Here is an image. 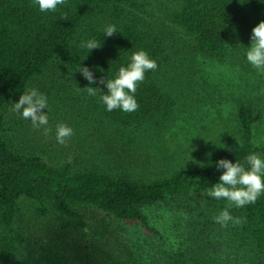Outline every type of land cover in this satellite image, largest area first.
<instances>
[{
	"label": "trees",
	"instance_id": "obj_1",
	"mask_svg": "<svg viewBox=\"0 0 264 264\" xmlns=\"http://www.w3.org/2000/svg\"><path fill=\"white\" fill-rule=\"evenodd\" d=\"M156 1L153 6L149 0H64L56 11L41 12L33 0H0V264H134L95 236L96 250L86 259L57 247L82 237L89 209L154 232L144 208L157 203L185 217V244L165 264H264V193L241 208L207 195L223 171L218 160L244 164L251 153L264 159V146L251 141L258 118L252 106L237 105L235 139L196 165L181 166L154 153L163 149V134L177 118L204 103L190 78L195 57L224 61L240 53L239 44L249 45L251 29L264 20V0ZM108 25L118 31L111 37L104 35ZM90 39L101 46L82 47ZM139 50L157 68L137 85L138 109L107 111L100 101L107 90L89 85L78 65L97 79L114 78ZM45 82L68 94L86 121L115 132L159 168L146 172L138 162L115 165L99 157L48 162L42 149L23 145L19 120L9 119V104L30 88L45 94L39 86ZM88 86L102 91L89 96ZM224 209L241 222L216 223ZM35 220L48 225L39 237L30 233ZM40 235L51 241L44 243Z\"/></svg>",
	"mask_w": 264,
	"mask_h": 264
},
{
	"label": "rangeland",
	"instance_id": "obj_2",
	"mask_svg": "<svg viewBox=\"0 0 264 264\" xmlns=\"http://www.w3.org/2000/svg\"><path fill=\"white\" fill-rule=\"evenodd\" d=\"M149 1L153 6L157 5L156 0ZM164 23L167 26L165 19ZM156 25L159 28L160 24ZM248 46L239 44L240 53L230 54L224 61L201 55L195 57L190 78L194 95L204 103L196 104L191 111L177 118L163 134V149L154 153L181 166L200 163L213 148L235 139L238 127L236 109L241 102L251 105L254 114L258 115L251 127L252 144L264 146V73L258 72L247 61L245 48ZM42 85L47 89L48 108L44 111L48 115L47 127L51 132L45 134L43 127L33 128L30 120L14 112L11 104L17 101L9 104V119L19 120L23 145L42 149L48 162L99 157L115 165L138 162L146 172L159 168L156 162L144 161V152L136 153L133 148L127 147L128 144L121 143L114 136L115 132L86 121L84 114L72 106L69 95H65L57 85L51 82L39 84ZM58 102L61 110L58 109ZM58 123L73 129L74 134L66 145L56 141L55 127ZM144 213L154 232L147 231L137 222L119 221L102 211L89 209L82 237H76L75 242L67 241L64 248H57L74 258L86 259L92 249L96 250L95 246H91L95 236L100 238L105 248L115 250L117 256L131 258L134 264H165L185 244V217L159 203L146 206ZM44 223L43 220L33 221L31 235L39 237ZM40 237L46 244L51 241L45 235Z\"/></svg>",
	"mask_w": 264,
	"mask_h": 264
},
{
	"label": "clouds",
	"instance_id": "obj_3",
	"mask_svg": "<svg viewBox=\"0 0 264 264\" xmlns=\"http://www.w3.org/2000/svg\"><path fill=\"white\" fill-rule=\"evenodd\" d=\"M35 6L41 12H54L64 0H33ZM66 19V18H65ZM117 31L115 25H108L104 29V35L111 37ZM100 42L90 39L82 44L89 51L98 49ZM245 48V47H244ZM246 59L258 72L264 73V20L259 21L252 29L250 44L245 48ZM85 59L82 58L81 60ZM156 61L149 57L148 53L139 50L131 54L127 66L118 69L114 78L101 77L97 79L87 66L78 65V72L88 81L89 85L100 84L106 89V94L100 96V101L106 106L107 111L120 109L131 113L138 109V103L134 98L137 85L145 79L147 71H155ZM103 89V90H104ZM78 92L81 90L77 86ZM89 96L97 95L102 91L98 87H86ZM12 109L23 119L30 120L33 128H44L45 134L51 132L48 125V115L44 111L48 108L47 96L35 88L23 92L17 102L12 103ZM56 141L66 145L68 139L74 134L73 129L64 123H58L55 127ZM231 151V149H228ZM247 165V167L245 166ZM217 169H223L219 176V182L210 187L207 195L219 199H226L229 207L237 208L254 204L258 197L264 193V159L257 153H251L245 158V163L231 162L220 159L216 162ZM216 223L226 227L229 221L240 223L239 218H234L227 209L222 210L214 217Z\"/></svg>",
	"mask_w": 264,
	"mask_h": 264
}]
</instances>
